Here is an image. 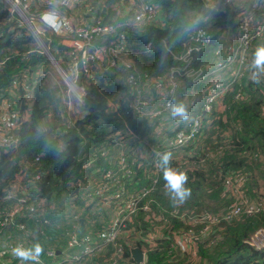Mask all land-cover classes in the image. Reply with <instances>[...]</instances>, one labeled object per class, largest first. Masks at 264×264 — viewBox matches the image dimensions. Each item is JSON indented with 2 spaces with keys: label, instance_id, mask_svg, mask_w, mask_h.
Listing matches in <instances>:
<instances>
[{
  "label": "trees",
  "instance_id": "trees-1",
  "mask_svg": "<svg viewBox=\"0 0 264 264\" xmlns=\"http://www.w3.org/2000/svg\"><path fill=\"white\" fill-rule=\"evenodd\" d=\"M46 1L44 4H35V0H29L30 16L50 11L60 15L68 13L65 8L52 7L55 0ZM113 1L108 0L107 4ZM125 1L121 0L120 16L112 22H108L109 11L103 20L97 18L95 13L93 21L99 19L102 24L111 25L113 39L122 36L126 50L130 52L133 49L131 52L137 53L131 59L135 72L158 81L161 86L165 85L169 71L180 66L175 57L182 52V45L186 43L185 36L191 27H200L214 36L226 28L235 27L232 9L227 8L224 12L209 10L201 0ZM25 2L21 0V3ZM142 5L158 9V15L150 25L133 26L131 22ZM9 7L5 1L0 0V100L8 95V87L13 80L20 81L23 75L30 76L35 73V68L47 62L45 52L54 61L58 55H64V72L71 78L68 68L71 50L62 46L52 32L42 35V44L37 45L29 29L24 25L18 26V15ZM157 20L160 25H154ZM81 27V24H75V28ZM251 57L255 59V53H251ZM201 58L202 55L192 62L193 69L204 63ZM78 68H86L85 73H89L88 79L92 80L91 77L97 74H93L92 69L99 70V65L98 62L83 64L79 61ZM259 73H254V82L258 83V87L249 83L241 90L242 98L233 99L237 89L235 85V89L221 100L219 108L212 109L210 125L201 141V149H209L201 158L190 159L192 162L189 163V171L185 172L187 181L184 184L185 188L190 189V195L183 202L166 188L162 161L160 171L156 173H152V160L139 161L140 167L134 171L135 178L142 181L145 187L155 180V186L139 202L135 217L124 224L117 238V245L123 248L120 254L124 255L125 264H134L129 254L131 248H137L144 254V264H177L181 256L188 257L186 261H194V264H264V249L254 250L243 244L253 232L264 229V208L255 215L224 222L222 227L212 226L210 232H202L207 222L200 221V217L205 214L221 215L228 209L232 198L224 194L223 181L232 174L244 178V196L249 201L261 203L257 181L264 184V75L260 76ZM80 78L76 79L75 84L85 86L83 115L70 125L62 120L64 107L58 89H48L41 84L42 80L34 86L31 78L28 84L31 88L30 114L18 130L15 148L0 155V178L3 179L0 187L3 188L12 177L17 161L23 158L33 160L41 156L39 169L43 176L39 188L43 198L50 201L61 192L74 196L75 191L68 183L78 176L84 154L100 148L108 151L110 147L125 151L132 148V145L137 146V137H148L149 127H146L142 119L135 118L131 109L132 97H129L123 84L113 81V75L102 72L95 83L87 85L82 84L83 78ZM182 86L184 91L180 90L181 96L185 91L188 92L187 87L190 85L187 81ZM13 93L21 95L22 92L18 90ZM123 96L127 103L123 102ZM181 96L172 100L173 106L183 102ZM15 102L16 106L20 105L19 101ZM110 103H115V108L112 107L114 110L109 108ZM229 128L231 136L223 134ZM210 133L220 137L215 140ZM206 136L209 140L207 143ZM58 142L62 143V147L59 148ZM168 166L176 169L174 161L169 160ZM129 167L132 169L134 165ZM219 197L227 205L221 209H209L208 203ZM143 206L149 207L155 216H159L154 221L147 219L141 211ZM189 237L196 248L195 258L181 253L189 251ZM212 238L219 239L210 245L208 242ZM175 249L181 251L180 255ZM113 254L112 247L103 246L94 255L91 264H105Z\"/></svg>",
  "mask_w": 264,
  "mask_h": 264
},
{
  "label": "built area",
  "instance_id": "built-area-1",
  "mask_svg": "<svg viewBox=\"0 0 264 264\" xmlns=\"http://www.w3.org/2000/svg\"><path fill=\"white\" fill-rule=\"evenodd\" d=\"M83 1L61 0L60 5L67 7L65 9L68 10ZM201 1L207 8L219 11H223L226 7H233L235 10L234 17H238V23L233 22L235 25L234 32L229 37L227 30L221 31L217 38L222 40L223 44H217L210 48V53L214 58L208 62L204 61L201 68L193 69L191 65L195 60L194 57L204 54L203 49L212 43L213 36L200 27L190 28L185 36L186 43L182 45V52L175 57L180 66L169 71L165 79V85L162 86L158 81L142 77L135 72L131 59L132 55L136 56L137 53L126 50V47L123 46L122 36L113 39V27L102 24L99 19L93 21L90 26L74 28L59 13L50 11L46 14L47 20L56 22L51 27L42 26L41 29L42 35L46 33L44 31L55 33L60 30L66 33V37L63 38L68 40V47L71 50L68 57V68L72 77H68L65 72H61L60 76L65 79L63 82L67 86L68 93L80 107L83 106L84 102L85 86L76 85L75 79L79 74L78 71H80L81 78L89 83V73H85L86 68L78 70L79 61L83 64L94 61L101 63L102 70L99 68L100 72L97 69L94 71L97 75H101L102 72L111 75L114 70L115 72H125L124 83L129 97H132L131 108L135 113L145 116L149 120L161 113L169 112L172 107L171 101L175 98V91L179 88V83L183 81L181 79L188 81L191 89L195 91L189 95L185 91L186 95H183L190 97L189 102L185 104L187 118L181 119L178 117L177 125L172 128V135L166 136L164 139V146H158L161 144V140L156 144V147H159L156 154L158 152L160 154L170 153V161H174L176 169L184 172L189 171L191 158H201L204 152L209 149L208 147L198 149V147L201 146L203 133L208 130L210 125L209 116L212 109H217V104L235 89V85L237 89L232 98H242L241 90H238L237 79L233 80V76L238 75L240 70L244 69L248 63L253 64L254 60L250 56L254 43L261 41L262 36H264V13L255 2L252 3L249 0ZM46 2V0H35L34 3L44 4ZM11 3L13 10L21 17L22 25L31 32L30 24L36 22L32 15L30 16L29 13V17H27L26 8L19 10L16 7L17 0H12ZM259 4L262 3L259 2ZM157 15L158 9L142 5L131 24L138 27L150 25V22ZM154 22V25H160L158 20ZM95 41H99L98 44L100 45L94 44ZM100 56L106 57L104 59L106 64L102 63L103 59ZM203 57H205V54ZM105 69H107L106 72ZM30 80L31 75H23L20 81L13 80L8 87L7 99L0 100V155L7 153L9 149L15 148L18 141V130L29 117L31 88L28 84ZM199 85H203V87L200 88ZM196 88H200V90ZM18 90L22 92L21 95L13 93ZM153 90L155 94H153ZM15 100L19 101V106L15 105ZM197 100L201 102V105L197 111H194L197 108ZM157 101H159L160 110L155 111L153 105H156ZM66 107L68 110L72 108L70 102L66 104ZM81 115L83 114L81 113ZM122 152L121 150L117 157L110 161L111 163L109 162V152L105 149H99L95 153L86 155L89 156V159L82 165L81 170L87 169L99 159L103 163L110 164L113 170L100 169L96 171L95 175L99 177V182L95 181L96 184H94L95 182L91 184H94L93 187H88L87 193L80 198L79 203L74 200L76 195H69L71 206L67 204V210L57 208L52 202L40 196L39 184L43 176V172L39 169L40 156L33 158V160L23 158L17 161L12 177L3 188L0 187V264H5V258L11 263L31 261V259L16 256L14 253L16 247L33 249L34 241L37 239L55 241L62 238L64 242L61 249L55 250L49 247L45 252L49 258H53L56 253L59 254L56 264H81L85 259L91 263L94 255L100 252L102 246H110L114 249V254L105 264H118L117 260L122 251L121 246L117 245L120 231L124 224L137 213L139 202L145 199L155 186V180H153L148 188L128 192L126 189L127 179L132 180L135 178L134 171L140 167L139 161L143 159L129 161V158L122 155ZM160 162L161 160L156 161L154 157L152 160L154 168L152 173L160 171ZM129 165H134V167L131 169ZM99 172L100 176L98 175ZM82 178L85 179L84 176ZM82 178L79 176L74 177L68 183V186L82 189L83 186L80 185ZM0 183H3L2 178H0ZM243 184L244 178L237 174H232L223 181L224 194L227 198H232V202L225 213L221 215L212 217L205 214L206 216L200 217L201 222H207L205 228L202 229L203 233L210 232L212 226L222 227L224 222L241 216L255 215L264 208L262 203L249 201L244 196ZM84 199L90 202L96 200L104 209L112 206V214L106 226L94 236L95 242H93L90 233L83 232L80 234L77 227L80 215L85 214L87 211L88 204L83 202ZM95 209L96 206H92L89 211ZM141 211L152 213L147 206H143ZM157 216L152 214V217H147V219L154 221ZM217 239L219 238H212L210 242H216ZM187 241L190 248L186 254L194 258L196 254L194 243H191L190 237ZM243 244L255 250L264 249V229L253 232ZM35 261H38V259Z\"/></svg>",
  "mask_w": 264,
  "mask_h": 264
},
{
  "label": "rangeland",
  "instance_id": "rangeland-1",
  "mask_svg": "<svg viewBox=\"0 0 264 264\" xmlns=\"http://www.w3.org/2000/svg\"><path fill=\"white\" fill-rule=\"evenodd\" d=\"M3 1H5L7 3L8 7L10 5L11 8L9 7V10H12V11L16 12L15 10H13V8L11 6L12 5V3H11L12 0H3ZM17 1H18V4L16 5V7L19 10H23V9L26 8V10L28 12L29 6H28V3L27 2H29V0H26L25 3H21V0H17ZM60 1L61 0H55L52 3V7L67 8L65 6L60 5ZM119 2H121V0H114L112 3H115V4H112V6L115 7V8H117L118 10H120L121 7L119 5ZM249 2H252V3L255 2V4L262 11V13H264V0H249ZM259 2L262 3V4H259ZM126 6H127V4H126ZM227 8L232 9L234 11V14H235V10L233 9V7H226V9ZM209 10H213V9H209ZM48 13H50V12L39 13V14H36V15H33L32 16L33 19L36 22L34 24H32V25L30 24V27H31L30 28L31 29V36L33 37L35 43L37 45H39V46H41V44H42V42H41V39H42L41 35L43 34L42 31H41L42 26L43 27H51V25L56 22V21L47 20L46 14H48ZM112 14H113V16L109 18V21L111 19H115L116 18V15H115V12L114 11L112 12ZM17 15H18L17 24H18V26H22L21 17L19 16L18 13H17ZM27 17H29V12L27 13ZM66 20L68 21V23L71 26H73L75 28V24L72 23L73 21H71L70 18H67ZM233 22L235 24H237L238 23V17H234ZM226 29H227V35L230 37L232 35V33L234 32L233 30L235 28L234 29H232V28H226ZM211 34L213 36L212 43L209 46H207V47H205L203 49V52L205 54V59H206L207 62L208 61H211L214 58L211 55V53H210V48L214 47L217 44H223V41L222 40H218L217 35L214 36L213 33H211ZM55 35L56 36L66 37V33L65 32H62L60 30H57L55 32ZM234 36H236V34H234ZM96 43L97 42L95 41L94 44H96ZM263 44H264V36H262L261 41H256L254 43V48L257 49L258 47H260ZM46 58H47V62H44L43 64H40L39 65V68L41 70L39 72V75H37L36 73L31 74V78L33 80L32 81V85L35 86L36 84H38L42 80L43 82L41 84H44L48 89H54V90L58 89V92L60 94L59 99H61V96H62L63 107H64V113H63V119L62 120L63 121L66 120L65 122L68 125H70V124L74 123V121H76L77 119L78 120L81 119V117H82L81 113L83 111L82 110V107L78 106V104L75 103V101L73 100L72 96L68 93L66 84L63 82V80L65 81V79L60 76V73L61 72H64V69H66V68H64L65 67V65H64L65 60H64L63 56L62 55H58V59L55 60V61L53 60L54 58L52 56H51V59L53 58L52 60H50V58L47 55H46ZM102 59H103V62L102 63L103 64H106L105 63L106 60H104L106 58H102ZM94 62H96V61H94ZM52 65H56L57 66V71H56V69ZM98 65H99V68H101V70H102L101 63H98ZM252 65H253L252 63H250V64L248 63V65L246 67H244V69L242 68L240 70V73H238V75L236 74L235 76H233V80L234 79H237V82H238V90H242L243 86H246L249 83L250 84H255L258 87V83L254 82V73L256 71H259L260 72L259 75L262 76V75H264V71H260L257 68L253 69L254 67ZM103 68H104V66H103ZM97 71H99V70L97 69ZM104 71L106 72L107 69H105ZM78 72H79V74H77L76 79L79 76H81L80 71H78ZM93 74H96V73L93 72ZM111 75L114 76V73H112ZM40 76L42 78H40ZM98 76H100V75H97L96 74L94 77H91L92 80H89V83H95L97 81L96 79L98 78ZM76 79H75V81H76ZM84 81H85V79H84ZM113 81L116 82L117 84H120V85L123 84L120 81V79L118 78V76L116 78H113ZM85 84L87 85L88 82H85ZM182 85H183V82L181 81L179 83L180 90H183L184 89V87ZM252 87H253V85H252ZM254 88H256V87L254 86ZM193 91H195V90L194 89H190L188 91V94L187 95L191 94ZM54 94H55V92H54ZM153 94H155L154 90H153ZM176 94H177L178 97L181 96V93H180L179 90L176 92ZM240 94H242V91H240ZM4 99H6V98H4ZM122 100H123L124 103H127V101H126V99H125L124 96H123ZM68 102H70V104L72 106V108L70 110H68L67 107H66V104ZM198 104H199V100H197V102H196V105H198ZM108 106H109L110 109L114 110L112 107L115 106V103H110ZM219 106H220V103L217 104V107L216 108L218 109ZM172 110H173V108H172ZM172 110H171V112L169 114H166V117L167 118H170L171 119V117L173 116L172 115ZM221 110H222V107L220 108V111ZM134 115H135V118L142 119L137 113H134ZM147 122L148 123H146L144 121V123L147 125V127H149V129L147 128L148 134L146 135L148 137L147 138H143V139L140 138L138 140H135L136 143H137V146H133L132 145V148L133 149L128 148L127 150H125V151L122 152V155H124L125 157H128L129 158V161H131V160L132 161H137V160H140V159H144V160L150 159V160H153L154 157H155V160L157 161V160H161V158H162V156L164 154V153L160 154L159 152H158V154H156L157 153V150L159 149V147H156V148L152 149L151 145L149 143H145L144 141H147L149 138H151L153 140H155V139L158 140L159 139L162 142L158 146H164L165 145L164 137L170 134V129H169L170 125H172L173 128H175L174 127L175 126V123L174 122L171 123V121H169V122H163V121H161V119L154 120L150 124H149V120L147 119ZM66 123H64V124L66 125ZM151 127H152V129H151ZM218 131H219V128H218ZM224 132L225 133H223V134H226V135L228 134V136H231V134H232L230 128L229 129H226ZM210 135H211V137H214L215 140H218V138L220 137L219 135H217L215 133H212V134L210 133ZM207 137L208 136H206L205 143L209 142V140H207ZM221 137H222V135H221ZM225 149H226V147H225ZM114 152H117V154H118L119 152H121V150H120V148H115V150H113L112 152L109 153V156L110 155H113ZM114 156H115V158L117 157L116 155H114ZM262 162L264 164V159H262ZM95 172H96V170H95ZM98 175L100 176V172L98 173ZM96 181L99 182V177L97 178ZM80 185L84 186V183L81 182ZM257 186L259 187V189L257 191L258 197H262L260 200H261V203H262V205L264 207V184L260 180H258L257 181ZM79 192H80V190H78V194H79ZM74 200H76V198ZM86 202L88 204L89 201H86ZM225 202H224V200H222L219 197L214 202L208 203V207H209V209H216V207L218 209H221V208H224L225 207L223 205H227ZM67 203L68 204L70 203L68 195H67V198L62 201V204H67ZM91 204H95L96 206L101 207V204L98 201H96V200L92 201ZM229 206H230V204L228 205V207ZM110 214H111V210L109 208L107 211L102 212V218L103 219H107L110 216ZM211 216L212 217H216V215H212V214H211ZM96 224L97 223H95L94 226ZM208 243L210 245L212 244L210 241ZM175 252L180 255V252L181 251L175 249ZM181 253L182 254H186V253H183V252H181ZM186 259H188V257L185 258V257L181 256L180 257V262L177 263V264H194V261L188 262V261H186ZM174 264H176V263H174Z\"/></svg>",
  "mask_w": 264,
  "mask_h": 264
},
{
  "label": "clouds",
  "instance_id": "clouds-1",
  "mask_svg": "<svg viewBox=\"0 0 264 264\" xmlns=\"http://www.w3.org/2000/svg\"><path fill=\"white\" fill-rule=\"evenodd\" d=\"M226 9V8H225ZM224 9V10H225ZM214 11H217V12H224V10L223 11H219V10H215V9H213ZM233 19H234V16H233ZM233 25H234V23H233ZM235 26V25H234ZM191 28H193V27H191ZM227 29H225V31H226ZM220 33V32H219ZM252 53H255V59H253L251 56H250V58L251 59H253L254 61H253V67L254 68H257V69H259L260 71H264V46H261V47H258L257 49H255V48H253L252 49V51H251ZM55 66V65H54ZM56 67V66H55ZM253 68V69H254ZM56 71H57V67H56ZM254 78H255V74H254ZM84 83V85H86L85 84V81H84V78H83V81H82V84ZM124 84V86L126 87V84L125 83H123ZM126 90H127V87H126ZM158 102V103H157ZM156 103L157 104H159V101H157ZM171 109H170V111L169 112H166V113H161V114H159V115H157L156 117H154V118H152V119H148L147 117H145V116H140L141 118H142V120H144L146 123H148L147 122V119L149 120V124L150 123H152L154 120H157V119H161L164 115H166V114H169L170 112H171V110H172V108H173V110H172V115L174 116V117H180L181 119H186L187 118V110H186V107H185V105L183 104V103H178V104H176L174 107H173V105H172V101H171ZM132 109V108H131ZM133 111V110H132ZM134 113H135V111H133ZM162 114H164V115H162ZM145 124V123H144ZM146 125V124H145ZM146 127H147V125H146ZM151 129H152V127H151ZM204 134L205 133H203V136H204ZM172 135V129L170 130V134L169 135H167V136H171ZM145 138V137H144ZM137 140L139 139L138 137L136 138ZM160 140L158 139V142H159ZM145 143H148V140L147 141H144ZM151 147H152V149L153 148H156V144H154V146L153 145H151ZM100 149H104V148H100ZM198 149H201V146H199L198 147ZM99 150V149H98ZM97 150V151H98ZM106 150V149H105ZM39 158H41V156L39 157ZM171 159V154L170 153H164L163 154V156H162V158H161V161H162V164L165 166L164 167V172H163V174H164V179H165V181H166V188L168 189V190H170L172 193H174V195H175V197L180 201V202H183L184 200H185V198L186 197H188L189 195H190V189H187V188H185L184 187V184H185V182L187 181V175H186V173L184 172V171H180L179 169H174V168H172V167H169L168 166V164H169V160ZM84 164V161H83V156H82V163H81V165H80V169H79V172H78V176L79 177H81L82 178V176H84V170H81V167H82V165ZM86 170V169H85ZM78 176H76V177H78ZM134 181V183L132 184V182ZM82 182L84 183V186H83V188L82 189H76V188H72L74 191H75V198H76V203H78L79 202V200H80V198H82L83 197V195H85L86 193H87V189H88V186H90L89 184H88V186L87 185H85V183H88V180H87V178L85 177V179L84 178H82ZM150 185H148L147 187H145L143 184H141V183H139V181L137 180V178H134V179H132V180H128L127 179V182H126V189H127V187H132V189L131 190H129V189H127L128 190V192H136V191H139V189H141V188H148ZM78 190H80V192H79V194H78ZM40 196L43 198V196L41 195V191H40ZM43 199H45V198H43ZM45 200H47V199H45ZM86 201H89V200H85L84 199V203L85 204H87V202ZM92 202H88V205H87V211H86V213L84 214H82V216L87 220V222H89V223H97V224H99L100 226H99V229H94V230H92V231H85V230H79V232H80V234H82L83 232H88V233H90V235H91V237H93V242H95V238H94V236H95V234L98 232V231H100L102 228H104L105 226H106V223L108 222V220H109V218H110V216H111V214H112V212H111V214H110V216L107 218V219H103L102 218V212H104V211H107L109 208H110V210L112 209V206H110L109 208H107V209H104V208H101V207H98V206H96L95 204H91ZM148 203V202H147ZM92 206H96V209L95 210H92V211H89V209L92 207ZM149 208V207H148ZM149 210H151L150 208H149ZM152 211V213L151 212H144V211H142L145 215H146V217H150V216H152V214L153 215H155V213H154V211L153 210H151ZM136 215V214H135ZM135 216H133L132 218H134ZM105 221H107L105 224H104V222ZM129 244H127L126 245V247L128 246ZM103 247V246H102ZM101 247V248H102ZM105 247H110V246H105ZM132 249H137V248H131L130 249V251L132 250ZM122 250H123V248H122ZM255 250V249H254ZM140 251V250H139ZM41 252V253H40ZM45 252H46V248H44V247H41V246H39L38 244H37V241L35 240L34 241V248L33 249H25V248H23V247H16L15 249H14V253H15V255L16 256H18V257H20V258H23V259H31V261H15V262H10L7 258H3L4 259V262H5V264H46V263H44L42 260H41V258H49V257H47L46 256V254H45ZM141 252V251H140ZM39 254H41V255H39ZM129 254H130V252H129ZM141 254L143 255V258H142V262L140 263V264H144L145 263V256H144V254L141 252ZM76 255H79V254H76ZM41 257V258H40ZM195 258V257H194ZM2 259V260H3ZM36 259H38V261H35ZM130 259H131V257H130ZM1 260V261H2ZM56 261V260H55ZM118 261V264H125V261H124V255L123 254H120V257H119V259L117 260ZM132 261V260H131ZM40 262V263H39ZM85 262V264H91V263H89L88 262V260L87 259H85L81 264H83ZM133 262V261H132ZM134 263V262H133ZM54 264H55V262H54ZM135 264V263H134Z\"/></svg>",
  "mask_w": 264,
  "mask_h": 264
},
{
  "label": "crops",
  "instance_id": "crops-1",
  "mask_svg": "<svg viewBox=\"0 0 264 264\" xmlns=\"http://www.w3.org/2000/svg\"><path fill=\"white\" fill-rule=\"evenodd\" d=\"M107 2H108V0H84L81 4H78L79 6L78 5H74L70 9L66 10V11H68V13H66V15L65 14H61V15L65 19H67L66 16L68 18H70V20L73 21L72 23H74L76 25L77 24H81L82 26H90V25H92L93 19H95L94 18V14L95 13H97V18H99L101 20H103V18H105V15L108 13V11L110 13V14H108V18H110V17L113 16V14H112L113 11L115 12L116 17L120 16V10H118L117 8H115V7L112 6V4H115V3L107 4ZM119 5L121 7V3L120 2H119ZM113 20L114 19H111L110 21L108 20V22H112ZM44 32H49V31H44ZM57 38L60 40V44L62 46L66 47V48H69L68 47V43L69 42H68L67 39L63 38L62 36H57ZM132 50H130V52ZM201 55H202V58H201L202 60L201 61H203V60L206 61L205 57H203L204 54H201ZM201 55L195 56L194 58L195 59H198V57H200ZM62 56H63L64 60H66V57L64 55H62ZM100 57L101 58H106L105 56H100ZM64 65L66 66V62H64ZM202 65H200L198 68H201ZM52 66L56 69V67L54 65H52ZM95 70H96L95 68L92 69V71H95ZM40 71L41 70H40L39 67L35 68V73L36 74H39ZM117 76H118V78L120 79V81L122 83L125 82V78H126L125 72H122V71H116L115 72V70H114V78H116ZM181 80H183L182 82H187L185 79H181ZM187 88H188V91L191 89V87H187ZM178 90L180 91V87L177 88L176 91H175V94H174L175 98L177 97L176 92ZM9 99H12V98H9ZM181 99H183V102H181V103L186 104V103L189 102L190 97L183 96L182 95L181 96ZM157 103H156V105H153L155 111L160 110L159 104H157ZM200 105H201V102H199V104L197 105V108L194 111H197L199 109ZM195 107H196V105H195ZM82 114H83V111H82ZM162 115H164V114H162ZM177 119H178V117L172 116L171 119H170V118H167L166 115H164L161 118V121H163V122H169V121H171V123L174 122L175 123V126H176L177 123H178ZM172 128H173V126L170 125L169 129L171 130ZM165 137H164V139H165ZM150 139H148L149 140L148 143L150 145H154V144H157L158 143V140H156V139L155 140H153V139L150 140ZM58 146H59V148L62 147V143L58 142ZM130 149H132V148H130ZM97 150L89 151L87 154H84L83 155L84 164L89 159V156H86V155L91 154V153H95V152H97ZM113 150H115V147H110V149L108 150V152L110 153ZM114 155L117 156L118 155L117 152H114L113 155H110L109 162L111 160H114L115 159V156ZM100 169H104V170L110 169V170H113L111 168V165L110 164H108V163L106 164V162L103 163L101 159L97 160L96 162H94L93 164H91L86 170H84V173H83L84 174V177H86L87 180H88V183H85V185L88 186V184H89L90 186H88V187L91 188V187L94 186V184H96L95 181L97 180L98 176L95 175V170L96 171H99ZM93 182H95V183L93 185H91ZM133 183H134V181L132 182V184ZM139 183L142 184V181H139ZM127 189L131 190L132 187H127ZM66 198H67V195L65 193L61 192V193H59V195H58V197L56 199H52V200H50V202H52L57 208H63L65 210H67V204L68 203L67 204H62V201L64 199H66ZM69 205L71 206V203H69ZM106 222L107 221H105L104 224ZM77 227H78V230H85V231H92V230H94L96 228L99 229V225L98 224L94 226V223L87 222V220L82 215H80V217H79V220L77 222ZM36 241H37V244L39 246H41V247H44L46 249L50 247L52 249L57 250V249H61L63 247L64 239L63 238L62 239H57L55 241H53V240L37 239ZM39 255H41V254H39ZM58 258H59V254L56 253V254H54L53 258H45L44 257V258H41V260L44 263H46V264H54V262L56 264L57 261H58Z\"/></svg>",
  "mask_w": 264,
  "mask_h": 264
},
{
  "label": "water",
  "instance_id": "water-1",
  "mask_svg": "<svg viewBox=\"0 0 264 264\" xmlns=\"http://www.w3.org/2000/svg\"><path fill=\"white\" fill-rule=\"evenodd\" d=\"M46 34L47 33H44L45 36ZM45 54L50 58V60H52L51 55L48 52H45ZM130 257L135 264H140L142 262L143 255L138 249H132L130 251Z\"/></svg>",
  "mask_w": 264,
  "mask_h": 264
}]
</instances>
